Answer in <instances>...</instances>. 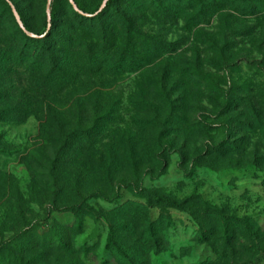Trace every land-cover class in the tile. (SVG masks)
I'll return each mask as SVG.
<instances>
[{
  "label": "rangeland",
  "instance_id": "374dc122",
  "mask_svg": "<svg viewBox=\"0 0 264 264\" xmlns=\"http://www.w3.org/2000/svg\"><path fill=\"white\" fill-rule=\"evenodd\" d=\"M10 1L29 35L0 0V264H122L110 233L126 250L138 238L125 228L161 214L145 193L190 199L149 264L217 261L208 215L233 218L230 237L242 219L264 232V0H115L97 24L52 0L50 31L49 0ZM222 142L243 154L212 155Z\"/></svg>",
  "mask_w": 264,
  "mask_h": 264
},
{
  "label": "trees",
  "instance_id": "16d2710c",
  "mask_svg": "<svg viewBox=\"0 0 264 264\" xmlns=\"http://www.w3.org/2000/svg\"><path fill=\"white\" fill-rule=\"evenodd\" d=\"M7 5L10 10V12L13 14L12 9H11V1L10 0H3ZM78 11L74 9V15L79 18L81 21L97 24L102 20V17L106 13H108L109 9L112 7L114 4L115 0H109L106 7L100 12V11H93V12H88L86 11L83 7H81L76 0H72ZM13 5V4H12ZM15 9L17 10L21 21L27 31L25 33L18 25L21 33L27 37L29 35V30L25 25V22L22 18L21 13L19 12L18 8L13 5ZM14 16V15H13ZM51 22H50V28L48 24V17L46 15V25L47 29L50 31L51 29H54L57 27V19L55 17L54 11L51 6ZM15 19V18H14ZM16 21V20H15ZM42 37H36L34 42H37L41 39ZM48 53L49 52V47L47 49H44V51L39 54L36 58V63L39 61L44 60V54L43 53ZM43 64V63H42ZM43 66V65H42ZM139 68L133 69L134 71H137ZM204 84V86H203ZM195 87H203L204 91L211 94L218 96L219 90L217 89L218 86L212 82L211 80H205V81H198L195 83ZM200 88H198L199 90ZM201 95V93H199ZM199 95V97H201ZM198 97V98H199ZM168 98H170L168 96ZM213 100V99H211ZM169 102V101H168ZM179 102V108L180 112L182 114H185L189 108H193L194 103L190 101L189 96L187 95V92L184 91L183 94L179 97L178 99ZM227 103L225 102L224 105L221 107V104H219L217 101H215L211 107L214 108L215 110H223L226 106ZM244 105V104H243ZM236 106V105H235ZM241 107L244 108L241 104ZM255 107V105H254ZM253 109V108H252ZM244 114V113H243ZM153 128V127H151ZM163 130V129H162ZM249 130H252V127H249ZM161 132V131H160ZM167 136V135H166ZM165 138V136H164ZM238 143V142H237ZM159 144V140H158ZM233 142H222L219 147H216L215 149H212V155H218L222 154L221 150H224L222 156L225 157L227 154L229 155H241L244 152V149H238ZM230 148V149H229ZM229 151H228V150ZM219 156V157H222ZM147 195V203L152 205V208H157L160 210L161 214L159 215V219L156 221L150 220L149 215H146V219L143 221V223L146 224V227L144 229H141L140 231H137L136 229L139 226L133 225L134 227L131 228V226H127L125 229H128L130 232V236L132 238L137 237L135 242L132 243L131 246L126 248L124 250L125 246H128V244L124 245V242H126V238L118 239L114 236V233H110L109 238H108V244L110 248H113L114 251L118 254L119 260H121L122 264H149L148 260V255L153 253L154 255L160 254L163 250L164 244L167 242L168 238V232L169 229L171 228V210H179L183 208L184 205L188 204L190 202V199H187L185 201H178L174 197H171L169 195L162 194L160 195L159 193H145ZM192 200V199H191ZM137 213L133 214L131 217L132 222H136V216ZM207 223H208V229L204 231V235H210L214 236L216 233H220L221 239L224 240L223 246L221 247V252L218 257L217 261H211L207 260L203 262L202 264H227L225 263V260L228 258L230 259H236L237 256L240 257H248L250 255H255V256H260L264 255V232H262L258 227H256L255 224L251 223L249 219H242L234 228V231L236 230L239 232V234L236 237H230L231 234V225L234 222L233 218L225 215L223 212H219V214L215 215H208L207 216ZM142 223V224H143ZM160 230V231H159ZM140 232V234H139ZM160 232V233H159ZM161 235L164 239H159L158 235ZM237 239L238 243L242 241V244L239 245L240 249L239 251H235V245L232 244V239ZM140 240V241H139ZM208 240V239H206ZM141 246L142 249H138ZM55 250L60 251L61 249H65L64 245L62 246H56L54 247ZM230 253L227 254L229 251ZM11 263V262H10ZM13 264H25L23 263L22 260H17L15 259L12 261Z\"/></svg>",
  "mask_w": 264,
  "mask_h": 264
},
{
  "label": "water",
  "instance_id": "95a60500",
  "mask_svg": "<svg viewBox=\"0 0 264 264\" xmlns=\"http://www.w3.org/2000/svg\"><path fill=\"white\" fill-rule=\"evenodd\" d=\"M51 1H52V0H49V1H48V6H47V17H48L49 28H50V22H51V17H50V15H51ZM108 1H109V0H104V3H103V5H102V7H101V9H100V12L106 7ZM71 3H72V5L74 6V9H75L76 11H78V9L76 8V6L74 5V3H73L72 0H71ZM11 9H12V12H13V15H14V18H15L17 24L19 25V27H20L25 33H27V31H26V29H25V27H24V25H23V23H22V21H21V18H20V16H19L17 10L15 9V7H14L12 4H11Z\"/></svg>",
  "mask_w": 264,
  "mask_h": 264
}]
</instances>
